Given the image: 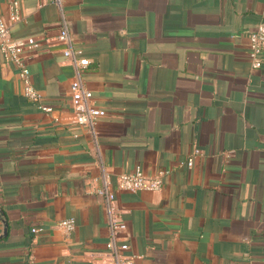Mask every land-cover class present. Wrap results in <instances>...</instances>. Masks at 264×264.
<instances>
[{"label": "crops", "instance_id": "obj_1", "mask_svg": "<svg viewBox=\"0 0 264 264\" xmlns=\"http://www.w3.org/2000/svg\"><path fill=\"white\" fill-rule=\"evenodd\" d=\"M64 11L105 113L96 137L73 119L58 5L0 0L12 37L42 40L26 57L51 107L25 95L0 51V264H90L108 239L91 190L104 176L138 264H264V55L253 68L249 45L264 0H66ZM136 168L167 171L162 188L119 189ZM69 217L72 233L57 225Z\"/></svg>", "mask_w": 264, "mask_h": 264}, {"label": "built area", "instance_id": "obj_2", "mask_svg": "<svg viewBox=\"0 0 264 264\" xmlns=\"http://www.w3.org/2000/svg\"><path fill=\"white\" fill-rule=\"evenodd\" d=\"M61 10V20L55 42L62 45V52L74 66L75 75L70 83L71 103L73 107L74 121L88 129L96 137V120L105 113V110L97 107L93 101V94L88 90L82 79V71L88 65L89 59L82 54L81 49L74 46L70 32L69 21L64 11L66 0H50ZM20 13L18 3H13L9 13V20L15 23L19 20ZM42 40L34 36L14 38L11 35L7 21L0 17V51L6 58L18 67L19 75L23 80L25 95L39 103V106L47 111L51 107L43 102L41 93L35 88L31 80V71L27 64V51L40 47ZM249 45L251 51V65L259 68L263 62L264 55V21L249 34ZM194 154L187 160V165L191 166L196 154L201 153L198 148L194 149ZM167 171L159 170L156 174L147 175L142 169L136 168L134 171L123 172L118 176L117 186L119 189L129 192L140 190H159L164 183V175ZM92 192L103 199L104 210L108 223V239L105 249L101 254L94 257L90 264H138L135 256L128 253L129 243L121 239V230L125 225L124 207L120 206L114 190L109 181L103 178L100 185L91 187ZM57 225L66 233H72L76 228L74 217L64 218L57 222ZM41 230L40 227H32L33 232Z\"/></svg>", "mask_w": 264, "mask_h": 264}, {"label": "water", "instance_id": "obj_3", "mask_svg": "<svg viewBox=\"0 0 264 264\" xmlns=\"http://www.w3.org/2000/svg\"><path fill=\"white\" fill-rule=\"evenodd\" d=\"M4 223H5V228H4L3 234L0 235V238L7 234V224H6V222H4Z\"/></svg>", "mask_w": 264, "mask_h": 264}]
</instances>
